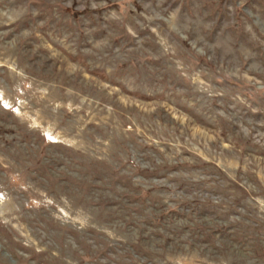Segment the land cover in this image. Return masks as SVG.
<instances>
[{"label":"rangeland","instance_id":"374dc122","mask_svg":"<svg viewBox=\"0 0 264 264\" xmlns=\"http://www.w3.org/2000/svg\"><path fill=\"white\" fill-rule=\"evenodd\" d=\"M0 264H264V0H0Z\"/></svg>","mask_w":264,"mask_h":264}]
</instances>
